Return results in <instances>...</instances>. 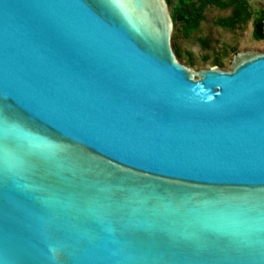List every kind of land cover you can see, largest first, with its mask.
Segmentation results:
<instances>
[{
  "label": "water",
  "instance_id": "95a60500",
  "mask_svg": "<svg viewBox=\"0 0 264 264\" xmlns=\"http://www.w3.org/2000/svg\"><path fill=\"white\" fill-rule=\"evenodd\" d=\"M171 31L0 0V264H264V49L192 71Z\"/></svg>",
  "mask_w": 264,
  "mask_h": 264
},
{
  "label": "rangeland",
  "instance_id": "374dc122",
  "mask_svg": "<svg viewBox=\"0 0 264 264\" xmlns=\"http://www.w3.org/2000/svg\"><path fill=\"white\" fill-rule=\"evenodd\" d=\"M190 1L184 0L183 5ZM243 1L250 15L246 23L231 29L220 28L215 25V21L229 16V9L206 6L200 11L196 29L184 34L183 20H180L175 10L177 1L167 0L169 16L174 18L170 47L177 61L192 71L211 67L227 70L236 53L263 51L264 41L252 37L251 21L260 11H264V0Z\"/></svg>",
  "mask_w": 264,
  "mask_h": 264
},
{
  "label": "trees",
  "instance_id": "16d2710c",
  "mask_svg": "<svg viewBox=\"0 0 264 264\" xmlns=\"http://www.w3.org/2000/svg\"><path fill=\"white\" fill-rule=\"evenodd\" d=\"M166 1L167 0H165V3ZM176 1L175 10L180 20H183L182 29L184 34L196 29L198 20L200 18V11L206 6H213L218 9H229V16L225 18H219L215 21V25L220 28L231 29L238 24L246 23L250 17L243 0H191L189 3H186V5H183L184 0ZM183 7H185V9H183ZM263 19L264 11H260L258 15L251 21L252 37L254 40L262 39L261 22ZM171 21H174V18H172ZM173 26L174 25L172 22V30ZM170 37H172L171 34Z\"/></svg>",
  "mask_w": 264,
  "mask_h": 264
}]
</instances>
